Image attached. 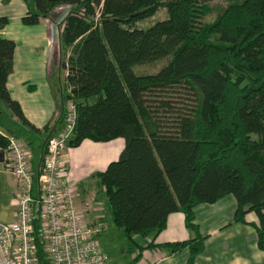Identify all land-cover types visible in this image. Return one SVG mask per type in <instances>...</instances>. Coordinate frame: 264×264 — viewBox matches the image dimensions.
I'll use <instances>...</instances> for the list:
<instances>
[{"label": "trees", "instance_id": "trees-1", "mask_svg": "<svg viewBox=\"0 0 264 264\" xmlns=\"http://www.w3.org/2000/svg\"><path fill=\"white\" fill-rule=\"evenodd\" d=\"M25 1L24 24L68 5L58 20L63 78L52 83L57 121L66 100L76 104L67 146L124 138L118 157L93 176L127 249H137L127 264L144 248L134 236H155L173 211L184 214L194 236L147 246L188 247L186 264H193L205 238L194 206L228 193L236 200L232 220L253 226L264 251V0ZM160 8L165 17L137 26ZM7 22L0 15V28ZM14 47L0 36V150L8 135L20 136L39 159L53 124L35 126L10 95ZM160 58L155 71L135 70ZM250 210L254 221L245 217ZM38 226V264H48Z\"/></svg>", "mask_w": 264, "mask_h": 264}, {"label": "crops", "instance_id": "crops-1", "mask_svg": "<svg viewBox=\"0 0 264 264\" xmlns=\"http://www.w3.org/2000/svg\"><path fill=\"white\" fill-rule=\"evenodd\" d=\"M26 9L25 0H0V15L8 18V22L0 28V36L11 38L15 42L13 68L6 85L10 95L19 102L26 118L37 127L46 123L53 124V134L63 122L56 119L60 113L59 99L52 88L53 74L59 69V30L54 26V17L60 13L63 15L68 10V5H60L50 16L35 24H24L21 21ZM123 145L124 138L118 136L105 141L86 138L77 146H66L63 160L66 159L68 165L77 167L68 174L69 177L74 181L88 177L96 186L97 181L94 177L91 178V173L100 170L98 168H105L109 161L116 159ZM2 155L0 183L8 185L11 197L9 196L8 201L9 208L1 214L0 220L11 221L15 217L12 198L15 197L18 185L14 174L7 167L6 152L2 151ZM79 159L82 161L76 166L74 163ZM31 160L33 165L38 161L34 153ZM3 176L6 180L2 179ZM93 196L83 188L80 193L76 192L75 202L78 205L85 201L89 203L85 213L89 225L103 221V227L97 233L99 237L105 233V202L100 204ZM235 206L236 200L231 193L214 202H203L194 206V221L205 238L203 250L196 255L193 264H264V251L257 245L254 227L232 220ZM245 217L249 221L257 219L252 210ZM193 236L194 233L185 226L184 214L173 211L168 215L166 225L160 232L155 236H144L145 240L141 242L144 248L134 264H186L188 247L170 252L167 248L147 244L150 241H174Z\"/></svg>", "mask_w": 264, "mask_h": 264}, {"label": "built area", "instance_id": "built-area-1", "mask_svg": "<svg viewBox=\"0 0 264 264\" xmlns=\"http://www.w3.org/2000/svg\"><path fill=\"white\" fill-rule=\"evenodd\" d=\"M76 117L75 102L66 100L61 127L47 138L45 150L35 165L26 140L7 136L3 152L18 190L14 197L15 217L11 221L0 220V264H38L36 224L48 264H120L109 257L97 240L103 221L96 225L87 223L89 203L76 204V192L64 178L63 153Z\"/></svg>", "mask_w": 264, "mask_h": 264}, {"label": "rangeland", "instance_id": "rangeland-1", "mask_svg": "<svg viewBox=\"0 0 264 264\" xmlns=\"http://www.w3.org/2000/svg\"><path fill=\"white\" fill-rule=\"evenodd\" d=\"M222 3H224L223 0H212L211 1V4L213 6H216V5H219ZM61 14L62 13H60L59 15L57 14V16L54 17V20H55L54 26H56V28H58V30H59L58 20H59V16ZM214 15H215V13L212 12V13L208 14L206 19L207 20L212 19L214 17ZM163 17H165V11L163 8H160L153 15L138 21L136 24L139 27H146L149 24H151L152 22H154L155 20H157L159 18H163ZM164 62H165V59L160 58L158 60H155V61H152L149 63L139 64V65L135 66V70L138 72L155 71ZM59 76H60V78H63V71L61 70L59 72V69H57V70H55V72L53 74V79L56 83L59 79ZM81 161L82 160L79 159L74 164L76 166H78V164ZM68 164H69L68 161H66V159H64V161L62 163V169L64 171V178L66 179L67 183L72 187L73 191L80 193L81 189L84 188L88 192V194L91 193L92 196L94 195L93 197L95 198L96 202L102 204L105 200V195H104V191H103L101 185L97 184L95 186L93 182L89 181L88 177L84 178V180H75L74 181L71 177H69L68 174L73 172L75 166H73V164H71V165H68ZM76 168L77 167H75V169ZM98 169H103V167L98 168ZM93 172L91 173V176L93 175ZM93 177H94V179H96L95 176H92L91 178H93ZM2 179L6 180L4 178V176ZM96 181H97V179H96ZM89 183H92L93 185H90ZM10 194L11 193H10V189H9L8 185L1 182L0 183V217H2L1 214H3L9 208L8 201H9ZM90 198H92V197H90ZM13 200L14 199L12 198V201ZM105 211H106L105 212L106 216L104 219V222H105V230L104 231H105V233H103L99 237L97 236V240L100 242V244H102L103 248L105 249V251L108 253L109 257L112 260H114L115 262L120 263V264H125L126 262H128L129 260H131L133 258V256L137 253V249H135L133 251H130L127 249L129 241L125 237L122 236L120 229L114 225V223L110 217V214L106 208V205H105ZM134 239L139 244H141V242H143L145 240L144 236H141V235H135Z\"/></svg>", "mask_w": 264, "mask_h": 264}, {"label": "water", "instance_id": "water-1", "mask_svg": "<svg viewBox=\"0 0 264 264\" xmlns=\"http://www.w3.org/2000/svg\"><path fill=\"white\" fill-rule=\"evenodd\" d=\"M3 158L2 151L0 150V160Z\"/></svg>", "mask_w": 264, "mask_h": 264}]
</instances>
